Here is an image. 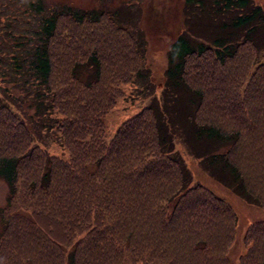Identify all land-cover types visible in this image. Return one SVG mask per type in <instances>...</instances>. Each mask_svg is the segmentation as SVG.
I'll use <instances>...</instances> for the list:
<instances>
[{"label": "trees", "instance_id": "16d2710c", "mask_svg": "<svg viewBox=\"0 0 264 264\" xmlns=\"http://www.w3.org/2000/svg\"><path fill=\"white\" fill-rule=\"evenodd\" d=\"M29 5L33 27L9 32L15 41L0 43V52L7 50L0 63L12 71L7 79L16 87L5 86L2 69L0 179L7 193L0 207V264H198L203 253L205 260L225 257L236 211L192 180L177 145L215 181L264 207L251 175L231 156L255 122L235 125L234 108L224 126L199 113L225 105L209 100L212 69L235 56L237 36L264 52V8L252 0H183L185 25L169 43L157 91L141 33L126 26L129 4ZM221 14L227 22L215 25L212 16ZM209 24L210 36L203 34ZM119 30L123 38L115 37ZM243 84L233 77L235 94ZM126 86L147 102L109 135L102 117ZM26 98L29 111L16 102ZM41 132L53 133L66 159L35 143L42 142ZM34 153L38 168L28 177ZM8 208L19 217L11 221ZM242 234L248 244L251 232ZM251 246L236 264H264V250L257 263Z\"/></svg>", "mask_w": 264, "mask_h": 264}, {"label": "rangeland", "instance_id": "374dc122", "mask_svg": "<svg viewBox=\"0 0 264 264\" xmlns=\"http://www.w3.org/2000/svg\"><path fill=\"white\" fill-rule=\"evenodd\" d=\"M31 1L33 0H0V43L6 45L8 41H15L10 38L13 34L8 36L9 32L16 34L20 32L19 29L28 31L36 23L35 13L29 5ZM44 1L49 6L54 4L55 1H62L74 6L88 8L97 5L103 0ZM252 1L264 8V0ZM106 3L111 7L120 6L123 3L131 6L132 13L130 14L132 16L129 17L131 18V22H127L126 26L130 30H137L141 33L145 43L144 63L149 67L151 79L158 91L163 80V70L169 43L185 25L182 10L183 0H106ZM133 15L137 17V21ZM229 15L227 13V18ZM224 17V14L212 16V22L215 25H220L223 21L227 22V20H223ZM204 28V33L202 30L201 33L210 36L212 33L211 25L209 24ZM134 33L137 34L138 32ZM124 35L125 32L119 30L116 32L115 37L123 38ZM243 38L244 36L239 35L235 39V43L239 46L235 56L227 58L225 65L215 62L212 69L214 79L212 80L213 87L210 89L211 95L209 96V100L213 105L220 102H223L225 105L221 110L216 107H210L199 113L203 118L220 120L224 126L227 120L231 118L230 113L234 108L236 118L233 117L232 119L235 125L241 124L243 120L255 122L254 126L252 124L247 125L246 135L252 140L249 141L248 138L246 140L244 139L240 142V148L232 151V155L230 152V155L235 158L244 173L251 175L253 179L250 180L252 189L259 196H264V52L257 51L255 53V51L248 47ZM0 48L3 49V46L0 45ZM5 53L0 52V55ZM2 69V64L0 63V72ZM3 71L6 72L4 74L5 86L10 92L12 90L14 92L16 87H12L7 79L8 74L12 71H9L5 66ZM233 77L243 78L245 82L237 90L236 94L233 88ZM0 83L2 82L0 81ZM247 85H250V87ZM244 88L246 90L241 97V91ZM137 94V92L130 90V86H126L124 91L122 89L116 99L115 107L102 117L105 130L109 135L112 134L125 118L133 115L146 104L147 98H141ZM12 98H14L13 94ZM28 101L30 102L29 98H26L20 103L16 99L18 106L22 107L25 111L30 110ZM236 119L238 122H236ZM30 130L32 131L31 127ZM40 134L41 136L38 137L43 143L36 139L35 143L39 144L50 155L60 157L61 159L67 158L68 153L66 149L57 141L51 140L53 133L44 134L41 132ZM177 146V149L181 152L186 165L191 171L192 180L222 196L236 211L233 237L227 245L225 252V257L227 258L221 253V259L207 258L205 260L203 253L200 255L202 260L198 264H227V262L228 264H236L239 255L248 250L247 246L249 243V250L252 249L251 244H253V247H257L255 257L258 263L261 253L264 250V230L257 229L259 228L257 225L259 223L264 224V207L253 202L245 201L239 195L230 191L218 181H215L200 168L197 158L189 155L180 145ZM14 152H19V149L14 148ZM27 161V175L29 177L38 168V155L34 153ZM6 191V184L0 179V207L5 204ZM260 199L262 200V204H264V199L261 196ZM228 209L230 210L229 207ZM15 211L16 209L13 208L5 210L6 215L11 221L19 217L15 214ZM251 226L254 227L252 228ZM2 229L3 226L0 224V231ZM246 230L251 232V239L248 244L242 241V233ZM202 231H211V229L202 227Z\"/></svg>", "mask_w": 264, "mask_h": 264}]
</instances>
